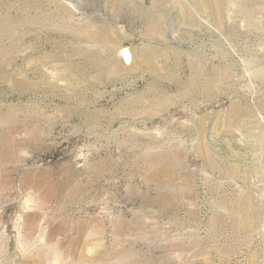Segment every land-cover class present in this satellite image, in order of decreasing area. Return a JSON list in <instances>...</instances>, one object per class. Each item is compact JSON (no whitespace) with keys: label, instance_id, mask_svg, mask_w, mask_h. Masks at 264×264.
I'll use <instances>...</instances> for the list:
<instances>
[{"label":"rangeland","instance_id":"374dc122","mask_svg":"<svg viewBox=\"0 0 264 264\" xmlns=\"http://www.w3.org/2000/svg\"><path fill=\"white\" fill-rule=\"evenodd\" d=\"M0 264H264V0H0Z\"/></svg>","mask_w":264,"mask_h":264},{"label":"bare ground","instance_id":"6f19581e","mask_svg":"<svg viewBox=\"0 0 264 264\" xmlns=\"http://www.w3.org/2000/svg\"><path fill=\"white\" fill-rule=\"evenodd\" d=\"M124 54L127 57V59H130V53L128 50L125 49Z\"/></svg>","mask_w":264,"mask_h":264}]
</instances>
